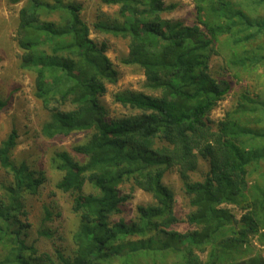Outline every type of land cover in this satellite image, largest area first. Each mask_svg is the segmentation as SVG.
<instances>
[{
	"label": "trees",
	"instance_id": "16d2710c",
	"mask_svg": "<svg viewBox=\"0 0 264 264\" xmlns=\"http://www.w3.org/2000/svg\"><path fill=\"white\" fill-rule=\"evenodd\" d=\"M11 1L25 2L16 41L21 69L33 74L35 97L49 114L42 134L92 135L73 148L86 162L67 152L52 158V168L64 173L57 188L74 195L73 212L80 217L74 254L56 258L28 241L25 196L39 195L46 177L13 160L15 128L2 142L0 168L13 182L1 188L0 264H264L255 246L264 248V97L244 94L216 127L209 118L231 90L227 80L212 75L214 56H222L230 70L264 67V0H193L192 25L166 19L178 7L166 0H100L118 7V17L98 20L93 29L127 40L122 63L140 67L146 86L158 94L116 95V102L140 114L115 120L108 119L102 97L119 72L108 44L91 38L83 4ZM5 106L0 98V110ZM199 157L209 171L190 182ZM173 169L194 208L187 218L194 229L185 233L174 230L175 196L164 183ZM127 182L150 194L154 204L139 206L135 219L115 220L130 199L120 191ZM87 185L94 193L84 192ZM226 206L241 208V217Z\"/></svg>",
	"mask_w": 264,
	"mask_h": 264
},
{
	"label": "rangeland",
	"instance_id": "374dc122",
	"mask_svg": "<svg viewBox=\"0 0 264 264\" xmlns=\"http://www.w3.org/2000/svg\"><path fill=\"white\" fill-rule=\"evenodd\" d=\"M52 1V0H51ZM83 4V18L91 27V38L96 42L108 44L107 55L119 72V80L115 85H108L107 94L102 102L107 108L108 119L115 120L140 114L115 101V96L124 93H145L158 95L146 86L144 71L138 66L124 65L122 61L128 57V41L111 35L96 32L93 24L98 20L116 19L118 7L105 6L100 0H76ZM177 3V9L164 15L166 19L181 21L186 25L196 22V11L193 0H166ZM25 2L12 4L11 0H0V98L6 106L0 110V146L6 140L12 129L18 131V145L13 151L12 158L16 163L25 162L32 169L42 171L46 181L37 196H25V209L28 213L29 243H34L41 253L53 258L61 252L72 256L75 251L73 235L80 225L79 215L73 212L74 195L64 193L57 188L64 173L52 168V158L56 153L67 152L73 161L86 162V158L75 153L73 148L86 143L92 132H76L68 136H57L52 139L42 134L44 124L49 120V114L42 107L41 102L34 94L33 74L21 69L22 52L16 41L19 11ZM264 16V9H259ZM264 43V39L261 44ZM253 47H256L253 45ZM212 75L217 79H225L230 83L231 90L228 96L210 114L212 125L223 120L226 113L234 110L244 94L250 98L264 97V67L251 73L249 70L228 69L222 56H214L210 62ZM251 120V118H250ZM264 166V165H263ZM209 171V163L199 157V168L190 173L189 181H202ZM252 180V178L250 179ZM13 182L12 175L0 168V196L2 186ZM164 183L174 192V212L179 223L175 231L185 233L194 228L187 223L188 216L194 211L190 197L186 194L184 184L176 169L167 172ZM122 196H130L123 205V213L114 218H124L127 221L135 219L139 206L154 204L150 194L133 187L127 182L120 187ZM86 194L94 193V189L87 185ZM238 217L242 210L235 206H226ZM46 210L51 214L46 217ZM40 232H48L49 236H41ZM256 252L264 258V248L255 243ZM2 251H0L1 254ZM205 259V255H202Z\"/></svg>",
	"mask_w": 264,
	"mask_h": 264
}]
</instances>
